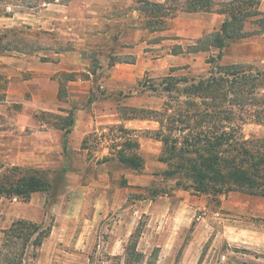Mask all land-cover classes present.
I'll return each mask as SVG.
<instances>
[{"label": "rangeland", "instance_id": "1", "mask_svg": "<svg viewBox=\"0 0 264 264\" xmlns=\"http://www.w3.org/2000/svg\"><path fill=\"white\" fill-rule=\"evenodd\" d=\"M107 1L0 0V69L10 62L21 73L20 77L13 75L9 84L0 72V182L15 181L32 169L45 172L51 183L49 190L36 192L29 198L0 193V254L5 252L2 230L17 219H26L52 224V234L43 241L37 257L27 264H157L164 251L163 260L158 264H264V197L238 191L208 196L175 188L174 181L163 175L166 165L158 160L159 141L144 140L143 147H139L143 167L132 169L118 161L114 153L124 149L126 138L135 140L131 136L133 129L128 128L130 131L126 133L122 128L127 127L121 123L105 125L100 135H89L86 154L62 151L60 156H54L55 166L32 165L34 161L38 163L41 155L33 150L40 141L31 134L37 127L27 125V116L23 114L24 101L31 98L32 91L34 93L29 79L40 70L42 62L43 72L54 70L52 78L63 85L65 75L55 71L56 53L71 49L77 43L68 39L74 27L78 30L89 24L85 20L98 13L88 10L98 8L97 11L102 12L100 6ZM224 1L231 3L233 12L238 7L251 8L242 0ZM86 3L91 5L87 7ZM258 9L264 12V0L258 2ZM104 24L107 23L98 22L100 29ZM209 24L215 29L220 23L213 24L209 20ZM136 26L144 30V57L153 68L137 77L133 88H125V94L138 98L137 109L116 108L125 116L150 117L147 111L139 110L158 109L168 101V94L152 88L167 73L197 77L206 73L210 60L221 64L250 63L264 70V32L220 50L165 57L173 44L167 39L172 38L174 42L176 39L174 35L161 32L171 24L141 21L132 27L116 21L106 28L113 39L92 41L90 51L85 53L88 67L96 72L95 82L127 76L128 71L119 64L112 68L115 63L129 60L123 46L125 41L116 38L131 35ZM245 27L250 28L249 21ZM46 62H50L48 66ZM110 68L113 72H109ZM184 86L177 88L181 91ZM8 89H12L9 99ZM119 91L110 86L104 92L116 96ZM101 92L99 88L92 94L101 96ZM176 92L169 95L180 94ZM118 97L122 99V95ZM55 114L58 113L42 110L31 113L36 122L54 125L59 124ZM154 124L152 129L140 131L142 137L154 139L153 130L158 126L157 122ZM243 133L246 137H262L264 124L247 123ZM97 210L102 216L100 232L94 234L91 221ZM124 216L129 220L124 226L135 222L132 232L135 228L139 231L134 248L143 254L140 258L125 255L124 246L129 245L130 237L122 244H115L113 251L120 253L110 254L105 250L107 229ZM162 244H172V247L161 251ZM171 260L173 262L169 263Z\"/></svg>", "mask_w": 264, "mask_h": 264}, {"label": "trees", "instance_id": "2", "mask_svg": "<svg viewBox=\"0 0 264 264\" xmlns=\"http://www.w3.org/2000/svg\"><path fill=\"white\" fill-rule=\"evenodd\" d=\"M251 6L232 11L231 3L221 2L215 9L225 14L218 29L205 34L183 50L175 45L172 53H189L221 49L242 38L264 32V12L258 0H242ZM141 11L160 12L162 4L137 0ZM225 2V3H224ZM212 0H189L188 11H211ZM254 17V18H253ZM249 21L250 28L245 27ZM205 74L197 77L167 75L152 86L168 94V101L158 109L141 108L146 115L128 114L127 117L150 119L157 122L153 138L161 143L158 160L166 165L163 175L174 181V187L208 196L242 192L264 197V136L246 137L247 123L264 124V70L250 63H224L210 60ZM184 84L180 91L177 86ZM179 91L178 95H169ZM176 92V93H177ZM62 85L59 98L62 97ZM57 125L70 132L73 112L66 116L55 114ZM126 133L128 128H122ZM88 137V136H87ZM82 147H86V139ZM124 149L114 152L118 161L132 169L143 167V158L135 140L126 138ZM66 147V139L64 150ZM133 149L131 152L124 150ZM124 153V154H123ZM19 170V168H15ZM50 180L45 172L29 169L15 181L0 182V193L29 198L31 194L47 191ZM52 224L26 219L13 221L2 230L3 243L0 264H27L33 261L43 241L49 236ZM137 228L131 233L126 254L140 258L135 251ZM2 253V252H1ZM145 263V262H144ZM129 264V263H127Z\"/></svg>", "mask_w": 264, "mask_h": 264}, {"label": "crops", "instance_id": "3", "mask_svg": "<svg viewBox=\"0 0 264 264\" xmlns=\"http://www.w3.org/2000/svg\"><path fill=\"white\" fill-rule=\"evenodd\" d=\"M146 1L162 4L161 11L155 13L141 11L138 9L140 3L137 2V0H108L105 4L100 6L103 10L102 12L97 11L98 8H90L91 10H88L89 13L94 12L98 14L92 19L85 20L88 21L89 24H84V26H81L78 30L74 27V31L71 34L72 37L68 39L74 40L77 43H75L71 49L58 51L56 53L57 63L55 71H61L65 75L61 98L58 97L59 87L61 86L60 81L52 78L51 73H54V70H52L51 73H49V71L43 72L44 64L41 62L40 70L33 73L29 82L31 83L34 93L32 91L31 98L24 101V108L26 111L23 112V114L27 116V125L37 127L32 129L31 134L40 139L39 143L33 147V150L37 151L41 157L37 164H35V161L32 163L33 166H55L56 160L54 159V156H60L62 151H82L86 154L89 149L87 147H82L83 140L91 134L96 133L97 135H100L102 130H104L105 125L109 124L116 125L121 123L124 127L133 129L131 136L139 143V147H143V144H145L144 140H150L154 143L158 142L155 138L154 140L152 138L142 137L140 133L142 129H152L155 125L154 120L141 119L138 117L128 118L124 113H121L120 110H116L118 107L137 109V96H134L133 94L129 95V93L125 94V88H133L135 79L141 76L145 70L153 68V66H150L152 64L144 57V47L146 44L144 30L136 26L131 35L126 37H124L125 35H119L116 38L125 41L123 46L126 51V56L129 57V60H122L120 61L121 63L118 62L113 65L112 68L119 64V66L123 67L125 72L128 71L127 76L123 75L118 79H112L114 77L112 76L111 79H103V81L95 82L94 73L96 72L88 67L89 64L85 59V53L90 51V42L96 40L110 42L113 37L106 28L110 26L112 22L119 21V24H125L126 26L129 24L132 25V27H135V25L141 21L142 23L146 22L148 24H150V22L160 23L161 21H165L167 24H171V27L161 32V34L165 33L167 35H174L173 38L176 39V42H174L172 38L167 39V41L173 43L170 44L171 50L178 44H180L183 50H185V46L188 44L194 43L197 39L207 34V32L219 28L225 18V14L215 11V9L218 8L224 0H212L214 2V9L211 11H188L189 0ZM85 5L88 7L91 4L86 3ZM209 20L213 24H216L217 22L220 24L217 28L215 27V29H213V26L209 24ZM98 22H105L107 24H104L103 28L100 29ZM250 37L252 36L242 38L239 41ZM182 41H185L186 43L183 44ZM199 52L207 51L189 53H172L170 51V53H166L165 57L176 56L179 54L182 56H194L193 54ZM4 61L8 62L10 60ZM48 63L50 62H46V66L49 65ZM112 68H110L109 72H113ZM17 69V66L15 67V65L9 62L8 65L0 69V72H2L4 77L9 80L10 84L13 75L20 77L21 73ZM169 74L173 75L167 73L163 77ZM110 86L120 90L117 92L116 96L111 95L110 92L105 94L104 91L106 90V87L108 88ZM99 88L102 89V92L99 94L103 95H97L96 97L93 96L92 93ZM121 91L123 94L120 93ZM7 93V98L9 99L10 95H12V89H8ZM121 95L122 99L118 97ZM38 110L58 113L61 116H66L67 112L72 110L74 120L70 132L64 134V131L57 125L36 122L31 113ZM65 139L66 147L64 150ZM101 216L102 214L100 210H97L93 215L91 231H94V234L100 232L98 231V228ZM128 221L129 220L124 216L118 224L115 223L111 229H107L109 236L104 244H106L105 250L108 253H120L118 250L113 251V249H116L115 244H122L123 241H126L130 237L135 222H133L131 226H124L125 224L128 225ZM51 234L52 229L49 236ZM157 246H160V244ZM170 247H172V244H162L161 251L164 249L167 250ZM164 255L165 251L159 256V259L156 261L157 264L163 260L162 257ZM172 262V260L169 261V263Z\"/></svg>", "mask_w": 264, "mask_h": 264}]
</instances>
